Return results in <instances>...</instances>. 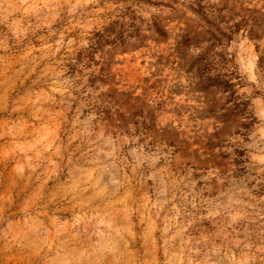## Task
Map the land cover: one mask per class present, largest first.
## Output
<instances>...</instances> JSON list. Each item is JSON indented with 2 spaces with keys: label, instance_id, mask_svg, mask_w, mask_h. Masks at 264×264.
<instances>
[{
  "label": "rangeland",
  "instance_id": "374dc122",
  "mask_svg": "<svg viewBox=\"0 0 264 264\" xmlns=\"http://www.w3.org/2000/svg\"><path fill=\"white\" fill-rule=\"evenodd\" d=\"M0 264H264V0H0Z\"/></svg>",
  "mask_w": 264,
  "mask_h": 264
},
{
  "label": "trees",
  "instance_id": "16d2710c",
  "mask_svg": "<svg viewBox=\"0 0 264 264\" xmlns=\"http://www.w3.org/2000/svg\"><path fill=\"white\" fill-rule=\"evenodd\" d=\"M132 20L135 19V16L132 15L130 17ZM140 26H137L135 30L132 32H128V30L125 28V23L121 22L119 20H113L111 23H109L105 28H103L101 31H96L89 39V47L83 49L80 51L77 55L76 61L80 63L82 59L86 58L87 60L90 59L93 54H95L98 50L104 51L106 48V45H113L114 47H119L122 45H134L139 39L142 38V36L139 33ZM157 33L159 37L165 38L166 36V31L163 29H157ZM127 37H134V41L127 40ZM92 74L91 75V82H95L96 80L98 81H103L102 80V75L103 73L101 72ZM211 83L212 85H220L219 82H214V80L211 78ZM232 83L229 81L224 82V88L231 86Z\"/></svg>",
  "mask_w": 264,
  "mask_h": 264
}]
</instances>
